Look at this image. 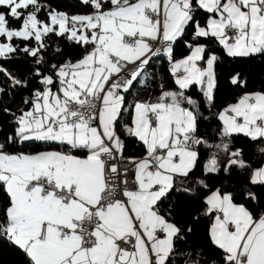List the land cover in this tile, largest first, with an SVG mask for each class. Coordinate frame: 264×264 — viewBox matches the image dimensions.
<instances>
[{
	"label": "snow or ice",
	"instance_id": "obj_1",
	"mask_svg": "<svg viewBox=\"0 0 264 264\" xmlns=\"http://www.w3.org/2000/svg\"><path fill=\"white\" fill-rule=\"evenodd\" d=\"M72 7L0 0V241L20 264H264V87L237 72L216 100L220 63L264 59V0Z\"/></svg>",
	"mask_w": 264,
	"mask_h": 264
},
{
	"label": "trees",
	"instance_id": "obj_2",
	"mask_svg": "<svg viewBox=\"0 0 264 264\" xmlns=\"http://www.w3.org/2000/svg\"><path fill=\"white\" fill-rule=\"evenodd\" d=\"M75 0H52L54 6L61 10H68L70 12L77 11L76 8L72 7ZM83 11V9H80ZM52 41H56V37H52ZM63 44V41H60ZM78 50L75 48H68L65 46L66 53L74 54ZM177 55L186 54V49L182 44L176 46ZM3 66L10 72L14 73L17 77L23 80L26 76H29L34 70L36 65L29 58H12L10 61L3 62ZM161 67L157 64V68ZM240 73L242 77L247 81V89L255 90L264 87V59L257 57L253 59L232 61L227 60L222 62L217 67V73L219 77L218 88L216 92L217 105H225L232 101V98L237 94L238 90L234 89L227 81L230 75L235 73ZM0 83H6L3 80L2 75H0ZM27 95L26 91L18 90L14 96H4L3 102L7 103L9 106L15 107L20 104L21 96ZM7 119L6 117L4 118ZM238 142H244L243 138H240ZM139 154V149L135 143H128L125 155H137ZM210 183H218L216 180H210ZM195 203L190 202V210H194ZM209 223L206 219L201 220L195 227V231L188 238V244L192 246L206 245V230ZM208 254L212 255V250H208ZM21 257L6 243L0 241V264H20Z\"/></svg>",
	"mask_w": 264,
	"mask_h": 264
},
{
	"label": "rangeland",
	"instance_id": "obj_3",
	"mask_svg": "<svg viewBox=\"0 0 264 264\" xmlns=\"http://www.w3.org/2000/svg\"><path fill=\"white\" fill-rule=\"evenodd\" d=\"M13 76H15V77H17L14 73H11ZM17 78H19V77H17ZM20 79V78H19Z\"/></svg>",
	"mask_w": 264,
	"mask_h": 264
}]
</instances>
